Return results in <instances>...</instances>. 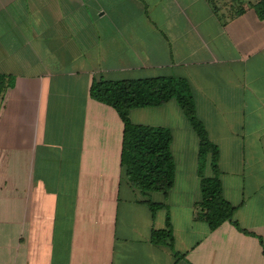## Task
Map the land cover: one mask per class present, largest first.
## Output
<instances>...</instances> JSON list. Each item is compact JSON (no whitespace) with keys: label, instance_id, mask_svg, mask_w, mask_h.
<instances>
[{"label":"crops","instance_id":"obj_1","mask_svg":"<svg viewBox=\"0 0 264 264\" xmlns=\"http://www.w3.org/2000/svg\"><path fill=\"white\" fill-rule=\"evenodd\" d=\"M258 1L0 0V75L9 81L0 102V264H264ZM169 76L189 81L219 148L224 198L249 234L233 222L211 231L200 219L199 139L175 101L130 115L172 132L175 183L151 195L165 207L153 216L122 180L124 125L91 86ZM168 216L173 249L151 242Z\"/></svg>","mask_w":264,"mask_h":264},{"label":"trees","instance_id":"obj_2","mask_svg":"<svg viewBox=\"0 0 264 264\" xmlns=\"http://www.w3.org/2000/svg\"><path fill=\"white\" fill-rule=\"evenodd\" d=\"M258 18L264 20V0L253 5ZM7 77L0 75V102L8 88ZM91 97L112 107L123 122L121 151V177L132 190L146 197L142 203L149 206L153 216L164 204L154 202L151 195H167L173 188L176 165L172 154V132L165 127L136 125L131 111L140 108L161 107L175 101L191 124L199 139V175L201 200L197 203L199 217L211 231L225 222H233L242 232L248 233L234 222L236 208L223 195L220 180L219 148L209 139L203 122L197 116L196 102L189 81L182 77H156L119 81L95 80ZM212 176H205L206 169ZM164 230H153L151 242L158 246L174 247L171 221L167 217Z\"/></svg>","mask_w":264,"mask_h":264},{"label":"rangeland","instance_id":"obj_3","mask_svg":"<svg viewBox=\"0 0 264 264\" xmlns=\"http://www.w3.org/2000/svg\"><path fill=\"white\" fill-rule=\"evenodd\" d=\"M175 124L178 125L179 123L178 122H175ZM176 138L178 139V138H182V137H180V136L177 135ZM185 138L189 139L187 136ZM206 173H208V174L211 173V170L209 168H207L206 169Z\"/></svg>","mask_w":264,"mask_h":264}]
</instances>
